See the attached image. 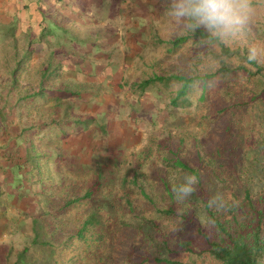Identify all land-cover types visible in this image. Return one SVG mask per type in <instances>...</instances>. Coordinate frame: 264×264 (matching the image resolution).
I'll use <instances>...</instances> for the list:
<instances>
[{"label":"trees","instance_id":"1","mask_svg":"<svg viewBox=\"0 0 264 264\" xmlns=\"http://www.w3.org/2000/svg\"><path fill=\"white\" fill-rule=\"evenodd\" d=\"M160 1L165 2V0ZM19 3L20 8L15 10L19 15L16 13L9 25H0V30L6 31L2 36L9 39L12 48V50L0 48V103L2 104L0 125L3 123L6 131L11 125L13 110L16 111L24 106L30 107L31 112L37 111L38 117L45 120L41 125L42 128L60 126V123L55 125L54 117L51 118V115L62 119L67 117L64 120L65 124H69L68 119L74 122L73 116L68 113L71 104L67 99L71 97L82 99L84 96L82 88L71 90L69 85L65 86L64 83H49L48 71L43 72L42 69L44 66L52 69L54 65L60 67L59 54H66L83 43L95 45V41L88 36L86 39L82 38V33L77 30V20L70 19L69 16L67 17L68 14L64 18V14L59 10L54 12L60 14L58 15L60 19L55 17L53 10L49 11L54 13V21H51L52 24L42 22L38 34L32 28L19 36L23 32L20 31L19 25L22 1L19 0ZM103 3L102 6L110 10L111 3H107L106 0ZM67 4L71 7L75 5L73 2ZM164 9L159 10L162 12ZM2 15L3 13L1 18ZM48 15L46 13L44 17ZM69 33L75 36L69 37ZM155 37L162 42L160 36L155 34ZM72 38L74 40L69 43ZM21 39L24 40L22 47ZM189 41L196 43L195 46H205L206 53L214 54L211 48L214 45L209 43L203 31H184L182 36L168 44V52H176ZM221 49L226 57L237 55L239 63L233 66L221 59V56L214 54V58L219 59V67L216 70L209 69L205 73H199L198 63H194L192 71L178 68L168 75H155L135 85L141 93L158 84L167 87L172 84L177 85L178 89L170 98V106L181 109L190 108L193 105L194 92L201 91L199 101L205 103L204 108L207 111L204 118L210 121L213 129L205 138L194 136L191 139L184 135H172L170 131L165 141L157 145L160 153L157 151V157L153 159L155 165L147 176L137 171L142 166L137 158L138 156L145 160L153 158L154 145L143 150L141 154L133 155L135 161L122 182L125 186L133 185L140 189L139 197L147 201L151 213L149 217L137 218L139 221L132 228L133 232L130 236L116 235L114 233L116 217L110 214L106 218L100 208H93L91 214L85 217L82 227L69 236L83 241L86 239L89 227L97 228L93 235L105 246L95 250L89 249L92 257L86 264H198L199 259L202 260V264H264V189L254 193L249 188L239 186L243 188V195H238L234 190L235 185H232L230 180L233 175L240 177L241 173L239 175L236 168L244 164L252 146L258 147L261 150L259 156L264 158V123L256 129V117L253 114L257 112L255 108L259 101L264 98V67L259 63L249 64L246 55L240 50L223 47ZM48 50L49 56L44 59L38 71L36 72L35 68L33 72L30 65L36 51L45 53ZM194 56L198 55L190 58ZM54 72L57 74L58 70ZM242 78L248 79L247 82L250 81L252 86L244 88ZM23 80L29 82V87L26 85L29 93L22 98L24 105L19 103L16 107L12 104L17 100L14 95L16 90L21 88ZM39 80L42 83H39ZM36 84H39L38 89ZM61 86H65L64 89ZM64 98L67 99L62 101ZM8 118L10 120L7 122ZM74 123L83 125L82 122ZM103 133L107 134V130L104 129ZM31 142H28L31 144L28 149H32V153H29L30 165L29 168L27 167V173L36 179L35 181L32 177L17 179L18 181H14V186L17 192L25 185L24 183H29L32 187L33 184L40 187L37 204L39 210L30 219L34 233L33 243L44 253L46 261L43 262L44 256L35 259L29 249L25 248L11 263L9 260L12 249L9 248L7 253H4L5 260L0 259V264H59L55 250L61 238L66 236L60 230L64 217L60 218L61 214H64L73 203L90 199L93 194L101 193L108 183H114L112 178L114 173L104 171L101 166L95 171L97 177L93 181L94 185L86 189L84 198H76L75 193L83 187L80 182L75 183L74 180L68 179L62 167L67 166L68 163L72 166L75 163L74 159L78 158L77 154L72 153L73 150L66 149L61 142L47 150L37 147L36 143L33 144L36 140ZM131 172L134 174L132 177H130ZM187 174L195 175L199 182L195 186V192L184 202L178 203L173 187L182 184ZM214 176L222 177L221 181L224 185L221 190H211L210 182ZM27 186L22 190L23 194L18 192L20 196L36 194V190L32 192ZM63 192L66 193L65 196ZM217 196L222 200L220 206L209 207V201ZM103 198L109 200V204L112 205L111 210L123 201L130 213L136 211V205L126 196H103ZM45 205L50 206L52 211H42L41 207ZM50 215L52 219H48ZM177 217H180V222L174 231H169L160 224L162 219L171 220ZM129 240L128 248L124 245H127ZM178 256L188 259L183 261Z\"/></svg>","mask_w":264,"mask_h":264},{"label":"rangeland","instance_id":"2","mask_svg":"<svg viewBox=\"0 0 264 264\" xmlns=\"http://www.w3.org/2000/svg\"><path fill=\"white\" fill-rule=\"evenodd\" d=\"M32 1L36 2V0ZM37 1L41 6L51 7L53 5L52 3L45 5L39 0ZM75 1L79 7L76 6ZM75 1H73L75 5L67 10V13L68 11L70 13L67 17L75 19L74 21L78 18L76 21L77 30L82 33V38L86 39L88 36L95 41V45L80 44L79 51L82 55L80 58L82 62L74 60L81 62L84 67L89 65L87 70L80 69L79 77L82 83L69 84L71 90L82 88L84 96L82 99L76 97L66 99L71 104L68 113L73 116L74 122H82L83 126L87 127L85 130H88V136L83 134V144L79 141L81 135L77 137L76 134L72 136L74 139H69L70 135L65 138L36 139V146L47 150L61 142L63 145H71L74 148L72 153H76L78 158L74 159L75 163L73 162L72 166L69 163L66 164L67 166H63L62 171L68 179L74 180L75 183H81L83 188L75 193L76 198H84L86 189L94 185L93 181L97 177L95 171L101 166L104 171L114 173L112 177L114 183H108L101 193L93 194L90 199L73 203L64 214H61L60 218L64 217L60 230L66 236L61 238L59 246L55 250V257L59 264H86L91 261L90 250L105 246L93 235L97 229L95 226L89 227L86 239L83 241L69 237L82 227L85 217L91 214L93 208H100L99 210L106 218L110 214L116 217L114 219L116 235L128 234L130 236L133 232L132 228L139 219L144 216L149 217L151 208L146 200L139 197L141 196L140 189L133 185L125 186L122 182L123 177L128 174L135 161L133 155L141 154L143 150L154 145L153 158L145 160L137 155L138 162L142 164L137 171L147 176L150 174L152 166L155 165L153 159L157 157V145L165 141L170 131L172 135H184L191 139L194 136L205 138L213 129L210 121L204 118L207 111L204 108L205 103L199 101L201 91L194 92L193 105L190 108L181 109L170 106V98L178 89L177 85L172 84L167 87L158 84L150 87L145 93L138 91L135 85L155 75H168L178 68L192 71L194 63H198L199 73H205L209 69L216 70L219 67V59L216 60L215 55L221 56V59L233 66L239 63L237 55L231 58L226 57L222 54L221 47L212 46L215 55H210L206 53L205 46H195L196 43L193 41L185 43L176 52H168V44L182 36L184 31L169 22L164 9L165 2L135 0L136 2L130 5L128 4L130 0H106L107 3H111L110 10H108L107 7L102 6L104 0ZM17 3L19 0H0V8L8 4L12 7L11 10L5 11L2 17L11 19L17 13L14 11ZM120 4L124 5L122 9L119 8ZM159 9L164 10L161 12ZM41 10L45 11L43 8ZM3 33L6 31L0 30V48L12 50L9 39L3 37ZM155 34L160 36L162 42H159L156 37L154 38ZM74 36L69 33V37ZM258 38L264 40V25L258 31ZM73 40L74 38L70 39L69 43ZM23 43L24 40L21 39V47ZM231 48L240 50L246 55V49L242 46ZM37 54L40 58L39 53ZM64 55L65 53H61L58 56ZM193 55L198 56L190 58ZM34 59H36V55ZM34 59L31 64L35 61ZM259 64L264 67V63ZM76 65L80 64L76 63ZM247 80L242 78L244 88L252 86ZM11 100L14 99L11 98ZM15 101H13V105H15ZM1 105L0 103V107ZM255 110L257 112L253 114L256 117L255 125L258 129L264 123V98L259 101ZM88 124L90 126H87ZM77 125L75 123V126ZM104 129L107 130L108 135L103 133ZM75 144L76 146H74ZM249 150L250 154L244 160V164L236 168L239 175L241 173L240 177L233 175L230 179L231 184L235 185L234 190L238 195H243V188H239V186L249 188L254 193L264 189V158L259 156L261 150L253 146ZM28 152L32 153V149H28ZM158 152L160 153V151ZM133 175L131 172L130 177ZM221 179V176L213 177L210 182L212 191L222 189L224 183ZM34 190H36V194L29 196V201L25 203L22 210L13 208L7 219L0 217L1 261L5 260L6 254L4 253H7L9 248L12 249L9 260L11 263L17 259V254L25 248L29 249L35 259L44 256L43 262L46 261L44 253L38 245L33 243L34 233L30 218L39 210L37 204L40 187L33 184L31 191L34 192ZM65 195L66 193H64ZM103 196H126L136 205V211L130 213L128 206L123 201L116 204L117 206L111 210L112 205L109 204V200H104ZM41 210L50 212L52 208L45 205L41 207ZM49 218L52 219V215L48 216ZM204 221L202 218L203 224H205ZM179 222L180 217H177L171 220L162 219L160 224L163 228L174 231L179 226ZM124 246L129 248L130 240ZM178 257L183 261L188 259ZM197 263L202 264V260L199 259Z\"/></svg>","mask_w":264,"mask_h":264},{"label":"crops","instance_id":"3","mask_svg":"<svg viewBox=\"0 0 264 264\" xmlns=\"http://www.w3.org/2000/svg\"><path fill=\"white\" fill-rule=\"evenodd\" d=\"M73 1L75 0H40V2L45 5L52 3V8L49 9L48 6L39 5V2L37 0L36 2L32 0H22V11L20 13L21 22L19 23V25L21 26L20 31H23V34L27 33L29 29L33 28L34 32L38 34V29L42 22L52 24L51 21H54V13L55 17L57 19H60L58 17V15L60 14L54 11L59 10L60 13L64 14V18H66L65 15L68 14L67 10L71 9V6H68V4L66 5V3H72ZM135 2V0H130L128 4L131 5ZM75 4L77 7H79L76 1ZM19 6L20 3H17L14 11L20 8ZM120 6V9L124 7L123 4H120ZM42 8L45 9V11L41 10ZM11 9L12 7L9 4L5 5L4 7L0 8V13L2 14L5 11ZM52 10L54 13L49 12ZM46 13H48L49 15L44 17ZM10 23H12V19H6L4 17L1 18L0 16V25L4 26L9 25ZM79 46H76L75 49L70 50V52H67L64 56H60L58 58V63L59 65H61L60 67H57L58 65H54L53 69L48 68L47 66H44L43 69L41 68L43 72L48 71L47 74L49 76V80L47 82L55 84L64 83L65 86L69 84L71 85L72 83H82V80L79 77L81 73L80 69L83 68L84 70H87V67H89V65L88 63L87 67L81 65L82 60L80 58H82V55L79 51ZM37 53H39L40 58L38 57ZM48 54H50L49 50L45 53L36 51V59H34L33 57L35 61L30 65V68L33 72L35 68L36 72L38 71L40 66L44 63V59L49 56ZM74 60H80L81 62H75ZM76 63H79L80 65H76ZM55 70H58L57 74L55 72L53 73V71ZM28 83L29 82H27L26 80H23L21 82V88L16 90V94L14 95L15 98H17V100L15 101L16 107L19 106V103L24 105L22 102V98L24 95L26 96L29 93L27 91L29 88L26 89V85L29 87ZM39 83H42L41 80H39ZM38 87L39 84H36V89H38ZM64 87H62V89H64ZM65 99L66 98L62 99V101ZM18 100L21 101L18 102ZM13 112L14 113L12 116L13 118L11 125L7 127L6 131H4L3 123H1L0 125V217H4V219L8 218L9 212L13 208L16 210H22L25 203L29 201L28 198L31 195H27L26 198V196H20V194H18V192L23 194L22 190H25V186L27 185V188L32 189V186H29V183H24L25 185L21 186L18 192L14 186V181H18L20 179L24 180V178L32 177L31 174L27 173L30 165L28 164V148L31 145L28 144V142H31V140L42 139L44 136V138L49 137V139L61 137L62 134H65L64 136H62V138L68 137L70 135L69 139H74L72 138V136L77 134V137L78 135H81L79 141H81L80 143L83 144V134H85V136H88V130H85L87 129L86 126L84 127L82 124V126L79 124L75 126V123L69 119L67 120L69 124H65L64 120L67 119V117L65 119H62L58 118V116L55 117L54 115H51V118L54 117L55 125L56 123H60V126H49L42 128L41 125L45 120H43L41 117H38L39 113L37 111L31 112L30 107L27 108V106H24L22 108H18L16 111L13 110ZM9 120L10 118L7 119V122ZM35 143L36 142H34L33 144ZM74 146H76V144ZM64 147L69 150L74 149L71 145H64ZM32 179L35 181L36 178L33 176Z\"/></svg>","mask_w":264,"mask_h":264},{"label":"clouds","instance_id":"4","mask_svg":"<svg viewBox=\"0 0 264 264\" xmlns=\"http://www.w3.org/2000/svg\"><path fill=\"white\" fill-rule=\"evenodd\" d=\"M165 13L177 28L203 31L214 46H242L249 64L264 63V40L258 38L264 25V0H165ZM198 182L195 175H185L184 182L173 187L177 202L188 199ZM221 203L219 196L213 197L209 207Z\"/></svg>","mask_w":264,"mask_h":264}]
</instances>
